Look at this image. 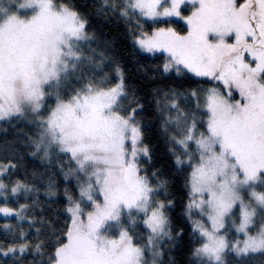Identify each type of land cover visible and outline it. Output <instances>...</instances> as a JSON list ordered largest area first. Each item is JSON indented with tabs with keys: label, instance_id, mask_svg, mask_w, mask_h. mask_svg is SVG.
Instances as JSON below:
<instances>
[{
	"label": "snow or ice",
	"instance_id": "1",
	"mask_svg": "<svg viewBox=\"0 0 264 264\" xmlns=\"http://www.w3.org/2000/svg\"><path fill=\"white\" fill-rule=\"evenodd\" d=\"M0 264H264V0H0Z\"/></svg>",
	"mask_w": 264,
	"mask_h": 264
}]
</instances>
